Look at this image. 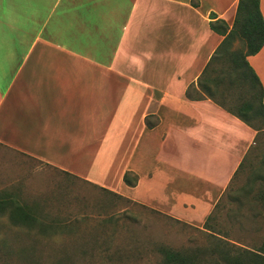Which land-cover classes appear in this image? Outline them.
Listing matches in <instances>:
<instances>
[{
    "label": "crops",
    "instance_id": "obj_1",
    "mask_svg": "<svg viewBox=\"0 0 264 264\" xmlns=\"http://www.w3.org/2000/svg\"><path fill=\"white\" fill-rule=\"evenodd\" d=\"M238 2L0 0V144L207 229L264 164V128L199 83ZM248 60L264 103V46Z\"/></svg>",
    "mask_w": 264,
    "mask_h": 264
},
{
    "label": "rangeland",
    "instance_id": "obj_2",
    "mask_svg": "<svg viewBox=\"0 0 264 264\" xmlns=\"http://www.w3.org/2000/svg\"><path fill=\"white\" fill-rule=\"evenodd\" d=\"M246 98L238 87L228 100L241 108ZM251 100L248 115L264 127V110ZM257 157L201 229L0 144V197L7 199L0 209L6 210L0 213V264H166L163 248L201 250L215 264L221 245L231 255L242 247L261 252L264 164ZM15 203L33 211V226L11 219Z\"/></svg>",
    "mask_w": 264,
    "mask_h": 264
},
{
    "label": "trees",
    "instance_id": "obj_3",
    "mask_svg": "<svg viewBox=\"0 0 264 264\" xmlns=\"http://www.w3.org/2000/svg\"><path fill=\"white\" fill-rule=\"evenodd\" d=\"M260 4V0H239L236 18L230 29L223 19L211 22L212 29L225 37L199 80L205 94L255 127L258 126L252 123L248 112L255 107L252 97L258 99L261 110L264 108L263 85L249 63L248 57L259 52L264 46V16ZM214 65L217 67L214 68ZM214 71L215 74H212ZM238 87L242 88L248 98L241 108H234L232 106L234 102H230L228 98L232 97V90ZM132 174L131 172L125 174V182L134 185L138 177ZM262 199L264 204V195ZM6 200L0 197V209L6 207ZM4 211L6 210H0V213ZM9 212L15 223L33 226L37 219L32 210H26L18 203H15V207ZM218 248L220 257L226 264H264V248L259 249L261 252H258L242 247L236 255H231L223 245ZM162 250L166 264H212L209 258L202 257L205 252L201 250L192 253L166 248ZM221 259H214L215 264H225Z\"/></svg>",
    "mask_w": 264,
    "mask_h": 264
}]
</instances>
